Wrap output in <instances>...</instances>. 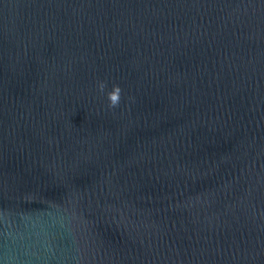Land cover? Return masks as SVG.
I'll return each mask as SVG.
<instances>
[{"label": "water", "instance_id": "95a60500", "mask_svg": "<svg viewBox=\"0 0 264 264\" xmlns=\"http://www.w3.org/2000/svg\"><path fill=\"white\" fill-rule=\"evenodd\" d=\"M0 264H264V0H0Z\"/></svg>", "mask_w": 264, "mask_h": 264}, {"label": "clouds", "instance_id": "9594fccd", "mask_svg": "<svg viewBox=\"0 0 264 264\" xmlns=\"http://www.w3.org/2000/svg\"><path fill=\"white\" fill-rule=\"evenodd\" d=\"M98 89L103 92L106 85L103 81L98 82ZM109 102V107H115L119 104L121 98V89L118 85H113L111 90L106 93Z\"/></svg>", "mask_w": 264, "mask_h": 264}]
</instances>
